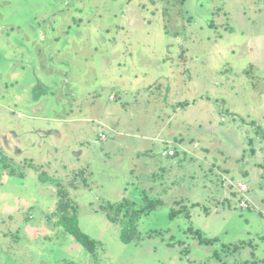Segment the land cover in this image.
<instances>
[{"label": "rangeland", "instance_id": "374dc122", "mask_svg": "<svg viewBox=\"0 0 264 264\" xmlns=\"http://www.w3.org/2000/svg\"><path fill=\"white\" fill-rule=\"evenodd\" d=\"M254 6L261 11H248L249 25L239 23L240 8ZM154 56L177 71L154 82L146 59ZM150 84L143 97L151 100L128 102L127 112L134 134L147 138L148 175L157 179L140 171L139 186L126 189L128 198L161 203L141 214L139 239L125 244L121 214L112 222L104 209L120 201L104 194L122 180L97 172L95 140L105 130L98 119L111 89L120 104ZM194 101L187 116L172 119ZM33 128L49 136L33 157L50 192L20 178L23 155L2 146V137L15 146L9 130L30 142ZM56 130L62 145L50 155ZM174 132L187 151L174 149L177 166L170 150L171 166L162 168L170 145L153 138ZM60 190L78 227L100 242L94 255L57 224ZM0 264H264V0H0Z\"/></svg>", "mask_w": 264, "mask_h": 264}, {"label": "crops", "instance_id": "0c3cea01", "mask_svg": "<svg viewBox=\"0 0 264 264\" xmlns=\"http://www.w3.org/2000/svg\"><path fill=\"white\" fill-rule=\"evenodd\" d=\"M139 5L141 6L140 3H139ZM240 9H241L239 11L240 13L239 14L236 13L237 14L236 16H239V20H237V21L246 27L250 23V19H249L248 14H247L248 11H253V13H256L257 11L258 12L261 11L259 6H254L253 8H250V9L248 7H246V8L241 7ZM235 10H237V9L235 8ZM225 15H226V19H227L228 13H226ZM164 16H165V14H164ZM139 18L141 19V16H139ZM163 19H165V17H163ZM258 20H261V19H258ZM123 21H124L125 26H128L127 18H124ZM210 23H211V25H214L213 19H212V21H210ZM252 23L253 24L256 23L255 19L252 20ZM231 24H232V22H230V27L232 28ZM221 25H224V24H221ZM233 26H234V24H233ZM114 27H116V25L112 24L110 26V28L108 25L107 27L103 28V32H108V31L112 30V28H114ZM225 29H227V28H225ZM115 44H116V42H115ZM165 55H167L168 57L170 56V58L172 56L169 54L168 51ZM170 58H169V61H170ZM111 59L112 58H109V60H107V62H103V64H104L103 68L104 69L110 67V65L112 64ZM146 59L148 60V62H152V64H153V68H154L153 74H154V76H156L154 78V82H158L159 80L164 79L165 76H167L169 73H174L177 71L175 65L171 61L169 63V62H167L168 60H165L163 58L160 59L159 56H154L152 60L149 59L148 57ZM161 60H163V61H161ZM123 61H124V59H123ZM157 62H159V63H157ZM185 63H186V61L184 62V64ZM124 64H125V62H124ZM144 64L145 63L140 62L139 66L141 67ZM185 67H186L185 65L181 66L182 69H185ZM178 70H180L179 66H178ZM144 74L146 75V71H144ZM151 85L152 84L142 86V87L138 86V88L136 89L137 91L135 90L136 92L131 93L129 95V100L127 101L126 96H125L124 100L122 102H120V104L113 103V102H116L115 100H116L117 96L113 95L114 96L113 98L110 97V96H112V94H114L113 89H111L112 94L109 95V97H108L109 102H102L104 105V106L102 105L103 111L101 112L100 118L98 119V121L100 122V125L105 130L104 131L103 130L98 131V134L103 133V135H105V136H104V139H100V138L98 139V134H97V138L95 140V142H96L95 145H100L99 146L100 150L97 151V164H100V168H97V172L99 175H101L105 172L106 173L109 172V173L113 174L114 176H115V174H117V176L121 175L122 178L119 177V179H121L122 182H121L120 187H118V189L116 191H112V192L107 191L105 194L100 192V198H101L102 194L106 195L108 198L111 197L112 198L111 201H119V199L121 200L123 198H128L127 196H129V191H127L126 188L127 187L133 188L134 186H139L138 184H139L140 180L135 179L133 174L140 172V171H144V173H146L147 176H149L150 174H155L151 170V168L148 167V166H150V164L148 163L146 156H148V157L151 156V149L148 147L147 144L144 143L145 141H147V138L144 136L134 134L133 130H135L137 128L129 126L131 119H132V114H131V112H129V113L127 112L128 102H138L137 99H142L143 102H145V101L149 102L151 100V97H146V96L143 97V95L146 94L147 92H152L153 86H151ZM96 92H98V91H94V93H96ZM196 102L197 101L192 102L191 105L184 104L183 106H180V107L174 109L173 114H172V119L173 120L178 119L182 115L187 116L185 114L186 108H191V107L195 106L197 104ZM39 104H40L39 102H27V104L24 105V108L38 107V106H40ZM7 111H9V109H7ZM182 111H184V112H182ZM32 116L28 115V117H25V118L28 121H32L31 123L34 124L35 117H32ZM69 121L75 122L74 120H69ZM45 122H56L57 123V120L48 117V118H45ZM169 123H171V122H169ZM51 131H53V130H50V134H51ZM43 132H44V130H41V128H33L30 133H27V137H29L28 139H30V142H26L25 136L19 135V134H17V132L9 130L7 134L10 135L11 137L14 136V139L16 142L15 146L13 145V147L10 148V146H12V145H10L9 139H7L5 137H2V146H4L6 148V152L11 156L23 155L22 162H23L24 166H23V173L19 174L20 178L25 179V180H30L38 192L40 191V184L43 187H45L43 190L44 192H47V191L50 192L51 185H50L49 181H41L40 166H42L43 162L39 163V165L36 166L34 163L35 159L33 157V154L35 153V148L38 151H40V149H41V136L44 135L41 133H43ZM58 132L59 131L56 130L54 132V138L51 139L52 141H54V139H55L56 143H53V145L51 146V149H53L54 151L52 152L50 150V155H52L53 153H56V151H55L56 148H58V146L61 147V145H62V144H59L60 141L56 140L57 137L59 136ZM177 133L180 134L179 132H174V133L170 134L169 136L165 137L164 139H161V137H158V136L153 138L154 142L159 141V142L165 143V145H168V144L170 145V146H165V148L163 149V151L161 153L162 161H163V164L161 165V167L162 166L163 167L171 166L170 165L171 161L169 160L170 157L166 156L164 158V156H163L164 151L172 150L174 152L175 151L174 149L179 148V147L181 150H183V153H184V151H187L186 149H184L181 146L183 139L181 140L180 137H176ZM5 134H6V130H5ZM45 138H46V140H48L49 136H45ZM138 140H139V142H138ZM193 141L194 140L189 137L188 142H193ZM109 142L111 144H109ZM102 144H104V146H102ZM172 144H174L176 147H173ZM107 145H108V147H107ZM114 147L118 148L119 153H117V155H116V152H113V150H115ZM197 147H199V146H197ZM201 149L206 150V147L201 148ZM208 151H209V148H208ZM175 153L177 156L178 155L177 150L175 151ZM114 155H116V156L113 157ZM144 155H145V157H144ZM177 158H178V160H176V162L173 163V165L174 164H177V166L179 165L178 162H179L180 158L178 156H177ZM52 159H54V158L52 157ZM138 164H140V167L137 166ZM141 164H143V165H141ZM19 165H20V163H19ZM21 165H22V163H21ZM64 169H65V167H64ZM45 170L48 172L54 171L56 173V170L54 169V167L52 169L49 165H46ZM30 171H31V173H30ZM149 177L152 180L157 179V178H155L154 175L149 176ZM132 179L137 180L136 181V182H138L137 185H136V183H135V185H132V186L130 184H127V181H130ZM100 180L102 181L101 178H100ZM158 180H159V178H158ZM170 181H172V180L165 181L166 182L165 185H167ZM144 182H145V180H144ZM174 185H176V184H174ZM102 188H103V184H102ZM116 194H120L118 199L115 198ZM130 200H133V199L130 198Z\"/></svg>", "mask_w": 264, "mask_h": 264}, {"label": "trees", "instance_id": "16d2710c", "mask_svg": "<svg viewBox=\"0 0 264 264\" xmlns=\"http://www.w3.org/2000/svg\"><path fill=\"white\" fill-rule=\"evenodd\" d=\"M10 174L13 176L14 169L10 170ZM62 191L63 190H60L58 192L60 198L58 199L55 213L57 217V224L60 225L61 228L68 235H70L76 243H79L85 251L94 255L99 248L100 242L97 239L90 237L78 227L76 213L72 211L71 200L66 195L68 193H63ZM160 203V200L154 202L148 199L143 201V199L130 200V198H123L118 202V204L105 205L104 209L107 210L106 214L107 216H110V220L112 222L116 220L117 213L121 214V236L123 237V242L125 244H130L134 240L139 239L136 223L141 219V214L145 211L155 209V206ZM143 204L144 206L142 207ZM170 215H173V211L170 212ZM234 247L235 249L239 248L236 244H234Z\"/></svg>", "mask_w": 264, "mask_h": 264}, {"label": "built area", "instance_id": "2783aa9c", "mask_svg": "<svg viewBox=\"0 0 264 264\" xmlns=\"http://www.w3.org/2000/svg\"><path fill=\"white\" fill-rule=\"evenodd\" d=\"M98 137L100 138V139H104V135L103 134H101V133H99L98 134ZM173 155V152L172 151H166V152H164L163 153V156L165 157V156H172ZM247 190H246V187L245 186H240V192L241 193H245Z\"/></svg>", "mask_w": 264, "mask_h": 264}, {"label": "clouds", "instance_id": "9594fccd", "mask_svg": "<svg viewBox=\"0 0 264 264\" xmlns=\"http://www.w3.org/2000/svg\"><path fill=\"white\" fill-rule=\"evenodd\" d=\"M166 157V156H165Z\"/></svg>", "mask_w": 264, "mask_h": 264}]
</instances>
